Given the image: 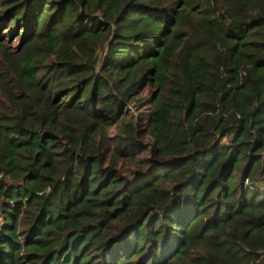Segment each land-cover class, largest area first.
I'll return each instance as SVG.
<instances>
[{
	"label": "trees",
	"instance_id": "obj_1",
	"mask_svg": "<svg viewBox=\"0 0 264 264\" xmlns=\"http://www.w3.org/2000/svg\"><path fill=\"white\" fill-rule=\"evenodd\" d=\"M0 97V264H264V0H0Z\"/></svg>",
	"mask_w": 264,
	"mask_h": 264
},
{
	"label": "rangeland",
	"instance_id": "obj_2",
	"mask_svg": "<svg viewBox=\"0 0 264 264\" xmlns=\"http://www.w3.org/2000/svg\"><path fill=\"white\" fill-rule=\"evenodd\" d=\"M98 53H99V51H98ZM148 93V91L147 90H144V91H142V95L144 96V97H147V94ZM3 102V100H2V98L0 97V104ZM150 103V100L147 98V100H145V102L143 103V104H141L140 105V111L142 112V114H143V116H144V114H145V112H146V110H147V108H148V104ZM145 122H146V118L144 117L143 118V124H145ZM112 135V134H111ZM148 146V148H150V146L149 145H147Z\"/></svg>",
	"mask_w": 264,
	"mask_h": 264
}]
</instances>
